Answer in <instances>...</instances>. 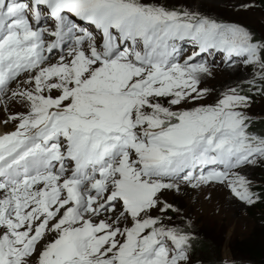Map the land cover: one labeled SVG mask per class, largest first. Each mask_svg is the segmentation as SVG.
I'll return each instance as SVG.
<instances>
[{
    "label": "snow or ice",
    "instance_id": "snow-or-ice-1",
    "mask_svg": "<svg viewBox=\"0 0 264 264\" xmlns=\"http://www.w3.org/2000/svg\"><path fill=\"white\" fill-rule=\"evenodd\" d=\"M184 41L198 51L181 62ZM202 53L251 78L208 103ZM254 95L264 39L244 25L141 0H0V107L24 109L0 134V264H191L165 193L264 202Z\"/></svg>",
    "mask_w": 264,
    "mask_h": 264
},
{
    "label": "rangeland",
    "instance_id": "rangeland-1",
    "mask_svg": "<svg viewBox=\"0 0 264 264\" xmlns=\"http://www.w3.org/2000/svg\"><path fill=\"white\" fill-rule=\"evenodd\" d=\"M141 2L154 5L163 4L170 9L183 8L199 11L223 22L244 25L264 39V8L260 5V0H141ZM243 4H254L255 6L244 9L241 7ZM195 51L198 50L188 41L180 52V61L183 62V59ZM56 55L59 56V54L54 55V58L58 59ZM197 60L207 61L212 66L213 75L207 77L201 84V87L211 90L206 98L208 103L214 102L217 95L228 87L235 86L237 82L245 78H251L248 69L238 65L229 67L222 53L211 55L202 53ZM0 111H2L0 123L7 126L8 130H12L15 129L14 122L5 125L3 121L8 119L12 113L24 111V109L12 106L10 109L2 107ZM249 115L264 117V96L253 98ZM249 178L254 181L255 185L264 184V164L253 168L249 172ZM165 199L181 210L179 215L171 213L173 224L190 229L201 237L210 238L215 243V248L220 250L224 261L228 263L244 259L241 254L233 253L237 242L264 225V202L246 206L236 201L226 191L213 190L211 199H206L203 191L182 188L180 193L166 192Z\"/></svg>",
    "mask_w": 264,
    "mask_h": 264
},
{
    "label": "trees",
    "instance_id": "trees-1",
    "mask_svg": "<svg viewBox=\"0 0 264 264\" xmlns=\"http://www.w3.org/2000/svg\"><path fill=\"white\" fill-rule=\"evenodd\" d=\"M260 5L264 8V0H260ZM256 37L262 39L257 34ZM255 97L258 95H254L253 98ZM252 117L254 129L258 132H264V117ZM255 191L264 194V184L255 185ZM187 230L193 234V247L190 250L193 264H264V225L237 242L233 253L235 255L241 254L244 259L230 263L224 261L220 250L215 248V243L210 238L201 237L194 234L190 229Z\"/></svg>",
    "mask_w": 264,
    "mask_h": 264
},
{
    "label": "bare ground",
    "instance_id": "bare-ground-1",
    "mask_svg": "<svg viewBox=\"0 0 264 264\" xmlns=\"http://www.w3.org/2000/svg\"><path fill=\"white\" fill-rule=\"evenodd\" d=\"M56 56H58V55H56ZM0 108H2V107H0ZM14 110V109H13ZM12 111V110H11ZM10 112V111H9ZM0 113H2V111H0ZM10 124V123H9ZM8 127L7 126H4V125H2L1 123H0V134H4V133H6V132H11V131H13V130H15V129H12V130H8L7 129Z\"/></svg>",
    "mask_w": 264,
    "mask_h": 264
}]
</instances>
